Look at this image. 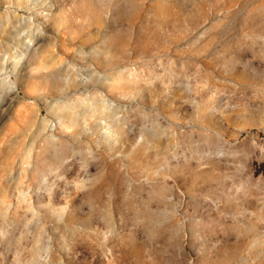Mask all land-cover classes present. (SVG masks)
I'll return each mask as SVG.
<instances>
[{
  "label": "rangeland",
  "instance_id": "rangeland-1",
  "mask_svg": "<svg viewBox=\"0 0 264 264\" xmlns=\"http://www.w3.org/2000/svg\"><path fill=\"white\" fill-rule=\"evenodd\" d=\"M0 264H264V0H0Z\"/></svg>",
  "mask_w": 264,
  "mask_h": 264
}]
</instances>
